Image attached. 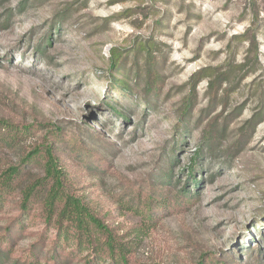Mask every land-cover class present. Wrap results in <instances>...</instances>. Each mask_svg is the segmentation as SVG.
Segmentation results:
<instances>
[{
  "label": "rangeland",
  "instance_id": "1",
  "mask_svg": "<svg viewBox=\"0 0 264 264\" xmlns=\"http://www.w3.org/2000/svg\"><path fill=\"white\" fill-rule=\"evenodd\" d=\"M0 119L34 131L0 145V174L31 156L30 177L45 175L61 128L101 159L104 174H70L125 235L127 264H264V0H0ZM139 190L172 202L150 229L127 207ZM20 202L0 211V244ZM38 215L2 264L36 248L57 264Z\"/></svg>",
  "mask_w": 264,
  "mask_h": 264
},
{
  "label": "trees",
  "instance_id": "2",
  "mask_svg": "<svg viewBox=\"0 0 264 264\" xmlns=\"http://www.w3.org/2000/svg\"><path fill=\"white\" fill-rule=\"evenodd\" d=\"M254 41V40H253ZM116 62L119 56L115 54ZM114 64L113 68L118 69ZM122 66L119 68L121 72ZM129 90V89H126ZM82 132V131H80ZM34 133L32 128H25L0 119V145L16 148ZM92 135L89 133V138ZM52 143L41 147L46 156L43 165L45 175L30 177L26 167L29 162L40 163L31 156L19 166H10L0 174V211L6 207L13 197L21 196L22 215L17 220V230L10 231L2 238L0 244V264L13 251L14 233L24 229L30 221H34L35 214L45 220L50 229L55 230L53 254L60 264L58 257L69 250L65 257L67 264L81 257L84 264H127L132 248L128 241H124V234H118L115 228L107 227L88 207L83 199L76 194L71 178L70 162H79L91 173H105L106 165L98 164L101 159L95 158L81 143L80 136L58 129L53 132ZM32 160V161H30ZM26 164V166H25ZM101 167V168H100ZM132 200L127 207L142 218L148 229L155 227L160 221L156 207L161 206L167 213L172 207L169 199L156 200L152 195H145L140 190L132 194ZM176 209L179 207L174 204ZM43 217V218H42ZM40 260L39 249L30 250L24 257L22 264H49V259ZM209 264L219 263L211 257Z\"/></svg>",
  "mask_w": 264,
  "mask_h": 264
}]
</instances>
